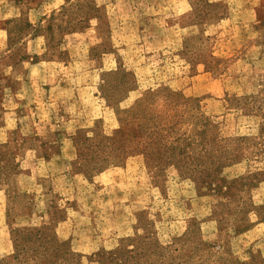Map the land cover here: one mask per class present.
<instances>
[{"label": "rangeland", "instance_id": "1", "mask_svg": "<svg viewBox=\"0 0 264 264\" xmlns=\"http://www.w3.org/2000/svg\"><path fill=\"white\" fill-rule=\"evenodd\" d=\"M122 72L135 90L113 106L101 86ZM157 88L194 101L186 135L209 123L196 155L236 160L196 161L200 180L153 174L130 138L103 148L112 107ZM41 235L63 264L120 247L264 264V0H0V260L43 254Z\"/></svg>", "mask_w": 264, "mask_h": 264}, {"label": "trees", "instance_id": "2", "mask_svg": "<svg viewBox=\"0 0 264 264\" xmlns=\"http://www.w3.org/2000/svg\"><path fill=\"white\" fill-rule=\"evenodd\" d=\"M119 73H115L116 75ZM115 78L113 82H103L101 89L103 91V98L108 99L111 105L119 104L123 101L128 92L135 90V82L132 74L130 73H120ZM194 101L192 99L187 100L177 92H172L167 88H157L146 91L135 103L128 109L119 110V108L112 107L115 109V114L119 116V123L121 124L119 129H116L110 136H101L100 142L103 144V148H108L118 157L117 144L124 138H130L134 143L131 151L134 155H141L144 159V163L149 168L150 172L153 174H158L164 165L162 164H173V168L182 171L188 176V178L193 179L196 174L200 180L209 179V175H203L199 168H196L195 162L206 161L210 155L213 159L217 160L220 157L228 160V164H231L236 160V155L231 154L220 156L218 153H211L203 148L200 149L196 155V148L199 147L204 141V134L209 130L210 125L205 119H201L200 126L203 127L202 130L196 135H186V121L189 120L193 111ZM118 121V120H117ZM207 146V143H203ZM187 151L188 154H184L183 151ZM164 154L171 152L170 155L164 157ZM176 152V153H175ZM184 156V159H180ZM169 160V161H167ZM183 160L188 162L186 167L182 164ZM179 165V168L176 167ZM181 164V165H180ZM227 166L225 163L221 167ZM221 167H214V172ZM181 172V174H182ZM184 175V174H182ZM154 176V175H153ZM155 177V176H154ZM205 178V179H203ZM199 180V182H201ZM212 180L221 182L218 177L213 176ZM202 187V186H201ZM234 186L230 183L229 187L225 188L224 192H228ZM223 195H225L223 193ZM43 240V235L39 237V241ZM15 243V240H13ZM14 245V244H13ZM41 254L39 251H32L30 255H27L26 251H17V245L14 246V251L11 259L7 261L6 259L0 260V264H63L64 257L59 254L58 250L52 249L48 250L46 247V242H42ZM149 246L150 249V245ZM127 247H129L127 245ZM154 257L150 258V252L137 251L133 248L124 249L120 247L117 250L111 252H101L90 258V264H133L135 261L142 259L141 264H148L147 261L158 262V260L164 261V254L158 255L153 252ZM20 259V260H19ZM72 264H80L76 260Z\"/></svg>", "mask_w": 264, "mask_h": 264}]
</instances>
